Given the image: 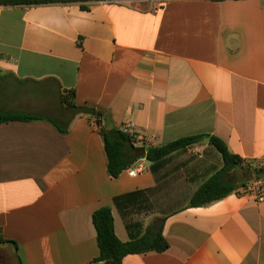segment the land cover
I'll list each match as a JSON object with an SVG mask.
<instances>
[{
  "label": "crops",
  "instance_id": "obj_1",
  "mask_svg": "<svg viewBox=\"0 0 264 264\" xmlns=\"http://www.w3.org/2000/svg\"><path fill=\"white\" fill-rule=\"evenodd\" d=\"M68 89L108 126L133 122L142 149L215 135L264 164V0L0 5V110L41 116L0 123V264H99L103 205L122 241L164 218L168 248L122 264H264V200L189 205L223 164L207 137L111 177L94 120L62 103Z\"/></svg>",
  "mask_w": 264,
  "mask_h": 264
},
{
  "label": "trees",
  "instance_id": "obj_2",
  "mask_svg": "<svg viewBox=\"0 0 264 264\" xmlns=\"http://www.w3.org/2000/svg\"><path fill=\"white\" fill-rule=\"evenodd\" d=\"M95 1L114 0H0V5L31 6L51 3H79L80 7L87 9L89 4ZM61 100L72 115L86 114L94 120L103 139L107 156V170L111 177L118 176L141 157L148 160H158L175 151L187 148L206 137L209 143L220 153L223 164L197 187L190 198V206L204 205L231 192H239L238 190L245 186L251 178L264 177V164L252 165L244 162L239 155L230 152L224 141L215 135H187L164 144L142 149L136 147L132 143L131 137L120 128L108 126L103 111L88 104L78 105L75 102L74 89L64 90ZM38 118H41V116L0 110V123ZM53 123L61 131L66 130L65 125L62 126L55 121ZM237 167L243 168L244 176L236 173L238 171ZM136 193L119 195L114 200L116 203H119L122 199L131 200ZM92 222L96 230V240L99 248V254L95 261L99 264H122L124 257L128 254L150 250L160 252L168 248V241L163 234V217L148 224L143 231L133 234L127 241H122L117 236L114 228V217L109 205H103L95 209L92 213Z\"/></svg>",
  "mask_w": 264,
  "mask_h": 264
},
{
  "label": "built area",
  "instance_id": "obj_3",
  "mask_svg": "<svg viewBox=\"0 0 264 264\" xmlns=\"http://www.w3.org/2000/svg\"><path fill=\"white\" fill-rule=\"evenodd\" d=\"M120 129L127 133L132 140V143L136 147H142L144 145V138L141 136L139 130L136 125L131 121L124 122ZM138 169H130L129 174L135 175ZM239 193H245L256 200H264V177L259 178H251L245 184V186L241 187Z\"/></svg>",
  "mask_w": 264,
  "mask_h": 264
},
{
  "label": "rangeland",
  "instance_id": "obj_4",
  "mask_svg": "<svg viewBox=\"0 0 264 264\" xmlns=\"http://www.w3.org/2000/svg\"><path fill=\"white\" fill-rule=\"evenodd\" d=\"M237 173V172H236Z\"/></svg>",
  "mask_w": 264,
  "mask_h": 264
}]
</instances>
